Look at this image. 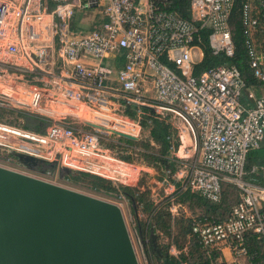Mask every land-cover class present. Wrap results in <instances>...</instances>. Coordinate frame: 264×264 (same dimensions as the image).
<instances>
[{"label":"built area","instance_id":"obj_1","mask_svg":"<svg viewBox=\"0 0 264 264\" xmlns=\"http://www.w3.org/2000/svg\"><path fill=\"white\" fill-rule=\"evenodd\" d=\"M236 2L188 0L186 17L172 0H0V107L46 119L44 131L0 120V163L19 170L15 157L6 161L23 152L129 185L138 166L101 142L113 130L139 135L126 110L166 111L179 137L166 156L179 159L172 178L180 187L213 202L224 181L239 191L227 219L191 217L192 234L221 264H251L247 237L264 235V186L246 178L262 165L245 169L248 152L264 144V0L241 5V45L256 83L234 64L193 73L202 29L213 53L234 55ZM77 16L83 23L72 25Z\"/></svg>","mask_w":264,"mask_h":264},{"label":"water","instance_id":"obj_2","mask_svg":"<svg viewBox=\"0 0 264 264\" xmlns=\"http://www.w3.org/2000/svg\"><path fill=\"white\" fill-rule=\"evenodd\" d=\"M112 132L136 139L123 131ZM14 155L30 170L43 164L41 172L72 171L56 160L23 152ZM259 172L264 173V161ZM155 236L151 235L154 246ZM0 264L139 262L117 203L0 165Z\"/></svg>","mask_w":264,"mask_h":264},{"label":"trees","instance_id":"obj_3","mask_svg":"<svg viewBox=\"0 0 264 264\" xmlns=\"http://www.w3.org/2000/svg\"><path fill=\"white\" fill-rule=\"evenodd\" d=\"M248 0H237L234 7L231 24L234 26L233 39L235 41V53L231 57H226L223 53L215 54L211 51L208 43V33L209 30L202 29L200 30L201 35V47L203 49V58L200 62L196 63L193 67V73L197 74L204 70L205 68L219 63H227L236 65L244 80L248 83H256L255 79L251 76L250 69L248 67L247 57L245 49L241 45L242 42V27H241V5L243 2ZM253 3H257L258 0H251ZM174 2L175 8L181 10L183 16H188L185 8L187 7L188 0H172ZM261 22H264V19L258 15ZM140 109L147 111L154 115V110L147 106H140ZM14 110H6L4 107H0V120H7L13 122L14 120L4 119L6 113H13ZM128 114L135 116L136 112L127 111ZM21 113V112H19ZM24 113V112H23ZM27 114V113H26ZM36 126L35 129L39 130L40 123L45 124L42 120H35ZM141 126L148 129L150 140L144 142L143 144L146 148L150 149L149 153L146 154L147 158H150L153 166H159L162 171L161 181L164 184H171L174 187V190L169 194L165 195L161 201L156 203L144 201L141 195H135L137 190L134 186L130 185H119L115 186L112 182L106 178H103L98 175H94L88 172L83 171H74L67 174H64V177L74 183H79L87 181L90 189L95 191H100L108 194H113L116 197L120 195L124 196L126 199L131 200L135 198L138 203L142 206V210L147 214V223H137V228L140 231L142 239L147 237L151 238L150 232L160 231L161 233L170 234L171 233V222L170 218L173 216L170 207L173 203H184L185 200L194 202L198 206L203 208L202 213L199 215V218L204 221L209 222H221L227 219L232 211V208L237 201L239 191L227 181L223 182L222 186V199L220 202L210 201L198 193L192 192L189 189H183L180 187V183L175 181L172 178V174L177 169V163L179 159L174 155L166 156L167 149L169 146H172L176 150L179 145V137L172 127L170 122H167L165 119H153V123H147ZM125 142L129 145L135 143V140L124 139ZM155 145L158 146V150H153ZM263 151L251 150L247 154L245 169L250 171L253 165H261L264 161V145L261 146ZM260 147V148H261ZM259 148V149H260ZM111 149V148H110ZM123 160L131 162L132 160L128 156H122L117 154ZM161 160V161H160ZM163 164V166L161 165ZM151 165V166H152ZM246 178L252 180L253 182L264 186V173L259 171H252L246 175ZM234 189L236 195L232 201L229 200V193ZM189 235L191 239L187 245V250L179 249L177 252L170 251V248H176L175 245L168 244L164 250H153L151 243L145 244V252L148 255L149 260H154L155 257L159 260V264H221L218 260V254L212 252L210 256H207L202 249L201 245L198 243L196 237L191 232V226L188 225ZM248 251L251 254L250 263L251 264H264V235L257 237L256 235H249L247 237ZM177 250V249H176Z\"/></svg>","mask_w":264,"mask_h":264},{"label":"rangeland","instance_id":"obj_4","mask_svg":"<svg viewBox=\"0 0 264 264\" xmlns=\"http://www.w3.org/2000/svg\"><path fill=\"white\" fill-rule=\"evenodd\" d=\"M91 11L87 10L85 15L90 14ZM79 114L84 116L83 112L85 111V107L80 108ZM154 115L147 111L140 110L138 113L135 114V116H132L128 114L129 118L139 119L140 123L142 122L143 125H146L147 123H153V119H165L167 122H170L173 120L170 113H167L166 111H163L162 113H159L157 111H154ZM127 110L123 115H126ZM18 117H14V115H8L6 114L4 119L9 120H15L18 124H21L25 126L26 128L35 129L36 123H34L35 120H42L46 122L45 118L38 117L35 114L32 113H23L21 112ZM72 121H75L73 118H69ZM79 120V118H78ZM81 124V122H80ZM142 127V126H141ZM46 128L45 125H40L38 131H44ZM91 129V127L89 128ZM37 130V129H35ZM126 138L124 137H118L117 135L111 134L108 140H103L101 143L105 144L109 148H111V151L117 155L122 156H128L132 161L131 163L138 166V173L136 174V178L130 180V186H134L137 190V193L135 195H141V197L144 199V201H149L156 203L158 201H161L171 191V187L169 185L164 184L160 179L162 177V171L161 167L159 166H153L152 162L150 161V158H147L146 154L149 153L150 149L146 148V146L143 144L144 142L150 140V136L148 133V129L146 127H142L140 130L139 135L136 136L135 143L127 144L125 142ZM153 150H158V146L155 145V148ZM259 152L263 151V148H258ZM15 155L10 156V160L6 161L8 166H11L12 163L14 164L13 158ZM12 162V163H11ZM3 164V163H0ZM11 164V165H10ZM152 165V166H151ZM163 166V164H161ZM4 166V164H3ZM22 172L28 173L30 175L61 184L63 186L70 187L72 189L88 193L112 202L117 203L123 212L124 219L126 221L134 249L138 258L139 264H159V260L155 257L154 260H149L148 255L145 252V244L151 243V238L147 237L146 239H142L140 235V231L137 228V223H147V214L142 210V206L140 203L137 202L135 198L131 200L126 199L125 197H116L113 194H108L100 191H95L89 188L87 181L74 183L69 180H67L64 177L65 172L60 171L57 169H54L53 171H46L41 172V170L45 169L46 166L43 164L37 165L36 170H30L26 167H19ZM19 169V170H20ZM71 172H74L73 170ZM70 173V172H69ZM236 195V191L234 189L231 190V193H229V200L232 201ZM203 211V208L195 204L194 202H190L188 200H185L184 203H181V205L176 209L173 216L170 218L171 222V233H161L160 231L157 232H150V235L153 233L156 235L155 240V246L153 250H164V248L168 244H174L175 245V251L177 252L179 249L187 250V245L189 243V240L191 239V235L187 233L188 231V225L190 224L191 217H196L200 215ZM177 249V250H176Z\"/></svg>","mask_w":264,"mask_h":264},{"label":"crops","instance_id":"obj_5","mask_svg":"<svg viewBox=\"0 0 264 264\" xmlns=\"http://www.w3.org/2000/svg\"><path fill=\"white\" fill-rule=\"evenodd\" d=\"M77 18H78V16L76 17V19L73 21V23H72V25H77V24H82L83 23V21L84 20H82L81 19V21L80 22H77ZM83 18V17H82ZM78 21H79V18H78ZM144 93L145 94H147V95H152L153 94V91H144ZM34 123H36V121H34ZM42 123H40V125H41ZM35 130V129H34ZM38 131V130H37ZM187 141V140H186ZM264 145V144H263ZM262 165V164H261ZM151 236V235H150ZM224 253H225V255H226V257H228L229 258V254H228V252H227V250H224Z\"/></svg>","mask_w":264,"mask_h":264},{"label":"flooded vegetation","instance_id":"obj_6","mask_svg":"<svg viewBox=\"0 0 264 264\" xmlns=\"http://www.w3.org/2000/svg\"><path fill=\"white\" fill-rule=\"evenodd\" d=\"M151 241V245H152V247L154 248V245H153V242H152V240H150Z\"/></svg>","mask_w":264,"mask_h":264}]
</instances>
